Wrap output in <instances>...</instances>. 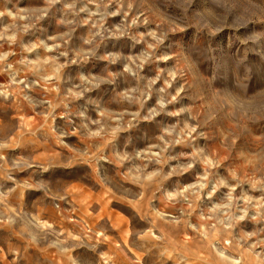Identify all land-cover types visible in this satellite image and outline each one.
<instances>
[{
  "label": "rangeland",
  "instance_id": "obj_1",
  "mask_svg": "<svg viewBox=\"0 0 264 264\" xmlns=\"http://www.w3.org/2000/svg\"><path fill=\"white\" fill-rule=\"evenodd\" d=\"M250 12L0 0V264H264V33L231 27Z\"/></svg>",
  "mask_w": 264,
  "mask_h": 264
},
{
  "label": "clouds",
  "instance_id": "obj_2",
  "mask_svg": "<svg viewBox=\"0 0 264 264\" xmlns=\"http://www.w3.org/2000/svg\"><path fill=\"white\" fill-rule=\"evenodd\" d=\"M189 2H192V0H189ZM261 16H264V13H260L257 14L255 12H250L248 13L244 19L241 21L240 24H233L231 27L234 29V32H239L240 28H252V35H256L257 33H264V19L261 18ZM219 31H223V28L220 29H214L211 31L210 35H212L213 37L215 35L218 34ZM236 39L240 40V42L242 44H248L250 37H240V36H236ZM251 44L253 46H260L261 45V41L259 39L256 40H251ZM35 47V45L33 46ZM45 50L46 51H51L50 48L47 47V45H44ZM2 58V57H0ZM260 59L262 61H264V56H261ZM128 72H131L132 69L128 68L127 69ZM81 81L85 82V78L82 76L81 77ZM105 81H99L97 82L96 86H99V83H102ZM155 80H152L149 82V87L151 86V84H154ZM136 89H132L131 92H135ZM163 91V90H162ZM82 95V93H75V96L77 98H79ZM141 95H147L145 93H141ZM123 99L128 100L129 102H132V97L130 92H125L123 94ZM174 99V98H173ZM170 102V101H169ZM160 110H163V108L166 106L165 101L163 99L158 101ZM181 111H184L183 109H181ZM171 115H179L180 112H176V113H170ZM80 116H85V112H81L79 114ZM104 114L101 113V116H103ZM157 115H159V111L157 109H151L149 111V114L144 116V117H140L139 116V112H136L134 114H132V118L133 120L140 118L146 121H151L153 120ZM93 124L97 125V128L95 130H92L90 128H88V125L85 124L83 125V127L85 129H87L86 135L89 139H96V138H101V139H105V138H110L111 136H114L116 133L124 131V132H131V130L135 127V125L132 123V121H127V122H123V120L121 119V121L117 122L115 126H113L111 123H109L108 121H101V120H96V121H92ZM195 129L193 128L192 131H194ZM166 132H168V129H165ZM170 134V133H169ZM131 142V136H129L126 140V143H130ZM175 143H180L179 140L174 141ZM139 155V154H138ZM124 159H128V157H124ZM157 163H159V161H156ZM67 166V165H64ZM45 171H47V169H45ZM150 178V177H149Z\"/></svg>",
  "mask_w": 264,
  "mask_h": 264
}]
</instances>
